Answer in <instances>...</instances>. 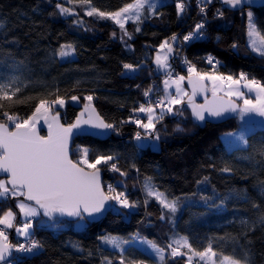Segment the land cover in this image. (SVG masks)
Returning a JSON list of instances; mask_svg holds the SVG:
<instances>
[{"label": "trees", "instance_id": "obj_1", "mask_svg": "<svg viewBox=\"0 0 264 264\" xmlns=\"http://www.w3.org/2000/svg\"><path fill=\"white\" fill-rule=\"evenodd\" d=\"M130 2L133 0H89L86 5L82 0H0V84L8 86L10 94L19 89L11 100L0 101L4 105L0 111L24 119L32 115L40 100L53 106L52 101L60 98L68 105L55 109L53 115L59 112L68 126L90 103L106 122L116 125V130L105 142L77 139L72 158L81 159L79 154L84 149L88 150L89 161L98 156L116 157L114 162L126 175L98 165L104 189L112 196L107 188L110 184L114 194L123 192L130 203L136 204L135 208L115 207L98 223L87 220L88 227L83 231L62 229L56 223L72 222L58 214L52 219L41 215V221L34 219L37 224L31 238L41 248L17 257L15 264H105V260L114 264L124 257L128 263H158L133 241H151L165 249L163 264H187V259L169 255L168 245L180 237H187L196 251L211 244L217 264L222 256L239 259L242 264H264V126L242 122L238 117L223 125L199 127L184 103L156 123L161 143L156 152L137 147L134 138L138 126L131 122L142 116L134 109L147 103L144 92L162 74L154 65L155 53L168 41L179 54L183 37L204 20L200 7H205L211 23L204 41L184 49L191 66L199 74L211 73L204 60L211 57L220 63V75L238 79L243 72L248 79L264 84V58L252 53L247 42V12H253L264 36V8L231 11L217 0L211 4L165 0L153 16L145 12L146 17L127 24L124 30L111 18L87 15L91 8L114 13ZM178 2L185 4L183 12H178ZM57 4L70 9L71 14H61ZM218 9L223 16L217 15ZM124 31L131 34V39ZM69 44L75 48L76 58L61 61V46ZM126 63L139 67L130 73L123 67ZM183 74L188 78V69ZM73 96L77 97L75 103L71 102ZM87 96L93 99L89 102ZM0 122L9 123L2 115ZM245 128L252 129L246 148L230 150L223 141L224 134ZM225 168L230 171H222ZM148 177L169 200L179 198L174 216L155 197L147 195L144 185ZM16 200L9 196L0 207V216L8 210L17 216L14 228L6 229L12 245L25 241L15 235L21 223ZM55 218L57 222L53 223ZM106 236L122 242L124 253L104 243L102 238ZM180 250L192 255L186 247ZM192 261L201 264L199 257Z\"/></svg>", "mask_w": 264, "mask_h": 264}, {"label": "snow or ice", "instance_id": "obj_2", "mask_svg": "<svg viewBox=\"0 0 264 264\" xmlns=\"http://www.w3.org/2000/svg\"><path fill=\"white\" fill-rule=\"evenodd\" d=\"M84 4H89V0H82ZM201 0H198L200 3ZM205 4H211L213 0H203ZM253 0H221V3L229 6L233 9H241L246 5H250ZM260 4L264 7V0H260ZM145 5H148L150 9H155L156 4L150 3V0H133V2L127 3L124 7L120 8L114 13L98 12L97 9L91 8L87 12V15L92 16L98 14L100 17L111 18L116 24L119 25L121 30L125 29V22L127 20L139 21L142 15V10ZM61 14H71V10L62 7L57 4ZM178 12H183L185 4L178 2L176 4ZM200 12L205 13V7H200ZM217 15L223 16V12L217 10ZM248 20V36L253 39L250 44V48L258 56L264 58V36H261L259 30L256 27L253 12H247ZM204 28L203 23H198L195 30L188 35L184 36L185 41L194 37L198 38L201 35V30ZM140 29L137 28L136 31ZM115 35V33H113ZM124 35L131 39V34L124 31ZM174 41L176 36L171 37ZM235 48L236 45H233ZM161 49H167L172 52V46L165 41L160 45ZM75 52V48L72 45H63L58 55L68 57ZM168 57L165 55L161 57L157 55L156 64L158 67H168L166 64ZM211 57L209 62L211 63ZM124 69L130 73L137 71L139 65L124 64ZM188 83L192 87V94L188 96V93L181 88V82L185 80L184 76H178L172 83L176 85V95L172 96L168 94V88L170 87L169 81H164L165 97L162 100H158L157 106L161 107V111L157 116L155 109L149 104L148 107L141 104L138 111L141 113H147V123L142 122L140 119H132L131 122L135 123L138 128L144 129L145 135L142 136L138 131L135 134V139L141 141L151 137L155 141H159L160 135L156 130V123L162 120L165 115V109L163 108L164 101L167 100L169 107H167V113H172L173 108L171 105H178L182 103L183 97L188 96V104L192 109V116L195 121L203 122L206 119L205 113L208 117L223 118L228 113H236L241 120L245 117L259 116L264 118V84H261L256 79H248L247 75L243 72L240 73L238 79H233L229 76H213V75H200L196 74V78L193 77L195 73L194 66L188 68ZM170 75V74H169ZM205 80L212 82V100L205 101L204 104H195L193 97L198 92L207 91V87L204 83ZM241 81H246L243 84V88H246L249 93L255 92V98H247L245 93L241 91ZM219 82V84L217 83ZM227 84L226 96L228 100H224L217 96L218 90H222L223 85ZM16 89L11 94L8 91V86L0 84V101L11 100L12 97L18 92ZM152 89H148L144 92V96L148 97ZM232 97L241 99L242 104H237ZM73 101L77 100L76 96L71 97ZM89 102L93 99L92 96L85 97ZM52 104L63 107L65 101L57 98L52 101ZM4 107L0 104V110ZM85 111L88 114L87 119H84L85 112H81L76 118V122L69 124L65 127L60 123L59 112L55 115H49L51 112V105L45 101L40 100L36 105L35 111L27 118L21 119L17 115H10L8 111H0L2 115L9 123H0V173L7 174V180L0 179V198H7L9 196L18 197L24 196L26 200L33 201L36 206L33 207L30 204L24 202H18L17 207L25 217H34L40 214L38 209L43 210V215L52 219L54 214L60 216L80 217L83 219V214H87L89 217L94 214L102 213L105 210V204L109 200H116L120 205L125 208H135V203H130L125 197L124 193H118L117 195H106L101 185L100 168L97 165L109 166L111 171L119 172L121 176H125V172L117 167L114 162L116 157L112 155L98 156L93 161H89L87 150H83V157L79 160L73 161L69 156V138L73 134V130L83 131L82 125H87L92 129H97L96 134H104L109 130H116V125L106 122L91 104L85 105ZM176 114L183 115L182 112L177 111ZM43 120L47 125L48 134L42 136L39 134L37 125ZM129 121H123L122 123H128ZM11 125V128H10ZM178 131L182 129L177 127ZM225 138H234L235 142L240 144H247V139L243 132L240 133H225ZM233 140H227L231 146ZM143 148L144 145H138ZM112 162V163H109ZM81 165H86L90 171H86ZM222 171H230L225 168ZM10 185V187H9ZM108 192H114L115 189L112 185H108ZM144 190L149 197H155L159 201L162 208L167 209L173 216L178 211L179 198L169 200L164 193L158 192L151 184V178H146ZM255 206V205H254ZM164 219L162 215L160 217ZM14 219V213L11 210L4 212L3 216H0V225L5 228L13 227L12 221ZM30 223H25L23 228H18L17 232L25 236L29 235ZM104 243L111 244L114 248H119L120 243L116 237H103ZM155 255L159 258L161 264L165 261V249L158 247L155 243L147 242ZM175 245V246H173ZM181 247L188 248L192 255L188 256V264H191L193 257H199L201 261H205V264H216V260L213 258L217 256V253L213 250L211 244L203 251H196L192 249L188 242L187 237H180L173 241V244H169L168 248L171 250L169 255L172 258L177 256L187 255L182 252ZM41 245L38 242H31L28 246L12 245L8 243V236L5 234L3 228H0V264H11L9 257L12 256V250L16 252L32 254L38 251ZM105 264H111V261L105 260ZM120 264H125L123 258H121ZM129 264H136L135 261L129 262ZM219 264H242L241 260L235 259L230 256H222ZM245 264L247 262L245 261Z\"/></svg>", "mask_w": 264, "mask_h": 264}, {"label": "rangeland", "instance_id": "obj_3", "mask_svg": "<svg viewBox=\"0 0 264 264\" xmlns=\"http://www.w3.org/2000/svg\"><path fill=\"white\" fill-rule=\"evenodd\" d=\"M201 1H203V0H201ZM164 2H165V0H150V3H155L156 4V8L155 9H150L149 7H148V5H145V7H144V9L142 10V15H141V17H140V20L139 21H136V20H127L126 22H125V26L127 25V24H130V23H133V22H140L142 19H143V17H146V13H149L150 15H154V13L161 7V6H163L164 5ZM146 12V13H145ZM205 12H206V10H205ZM66 16H68V15H70V14H65ZM204 17V20L203 21H201V22H205L206 20H208V13H207V16H205L204 14H202ZM200 22V23H201ZM256 24V23H255ZM256 27H257V24H256ZM258 29V28H257ZM206 30H207V28L204 30V28L201 30V34H204L205 36V39H206V37H207V33H206ZM260 32V31H259ZM261 34V33H260ZM262 36V35H261ZM204 38L203 39H201L200 38V36H199V38H198V42H202V41H204L205 40ZM253 39H256L257 40V42H258V38H256V37H253V38H250L249 36H248V40H247V42H248V45H249V48H250V44H251V41L253 40ZM198 42H196V43H198ZM169 43V42H168ZM194 44V43H193ZM190 46V45H189ZM179 49H180V46H179ZM250 50H251V48H250ZM251 52L252 53H255V52H253L252 50H251ZM256 54V53H255ZM157 55H160L161 57H164L165 55L168 57V59H167V61H166V64L168 65V67H166V68H164V67H158L157 66V64H156V57H157ZM177 56V58H176V60L172 63L171 61H172V59H173V56H172V53L170 52H168L167 51V49L165 48V49H159L156 53H155V55H154V57H155V60H154V65L156 66V68H158V71H161V72H163V73H167L168 71H172V65L175 63V62H177L178 61V59L179 58H181L180 56H179V54L178 55H176ZM76 58V53L74 52L72 55H70V56H68V57H63V58H61L60 57V59H61V61H69L70 59H75ZM186 58V57H185ZM206 58V57H205ZM204 58V60H205V62H208L207 60H209V58H206L205 59ZM212 63H211V65L213 66V67H211L212 68V71H211V73H200V75H204V74H207V75H213V76H220V74H219V69H220V67H221V65H220V63L217 61V59H214V60H212L211 61ZM208 65V64H207ZM210 67V66H209ZM179 71V73H177L176 72V74H177V76H176V78H178V76H184L185 77V80L183 81V82H181V88L185 91V92H187L188 93V96H190V90H189V88H187V85H186V82H187V77L183 74V71H182V69H180V70H178ZM196 74H197V71H196V69H195V73H193V75H195L196 76ZM199 74V73H198ZM222 75V74H221ZM233 79H236V78H234L233 77ZM169 81V84H170V87L168 88V94H170V95H172V96H175L176 95V85L175 84H173L172 83V81L171 80H168ZM246 81H241V91H243L244 93H245V95H246V97L247 98H250V99H254L255 98V92H251V93H249L248 92V90L246 89V88H242V85L245 83ZM205 83L208 85V87H210L209 88V90H210V92H212L211 91V89H212V82L211 81H208V80H205ZM218 84H219V82H217ZM245 89V90H244ZM163 90H164V93H163ZM163 90H162V93H163V95L161 94V96H160V100H162V99H164V97H165V86L163 85ZM8 91H10V90H8ZM226 91H227V84H224L223 85V88H222V90H218V92H217V96H224V97H227V98H229L228 96H226L225 95V93H226ZM188 96H184L183 97V100H182V103L181 104H178V105H171V107L173 108V112L172 113H167V111H166V109H167V107H169V105H168V103H167V100H165L164 101V105H163V108L165 109V115H169V114H173V113H175V109H176V107H179L180 105H182V104H184V103H186V101L188 100ZM231 99H234V100H236L237 102L239 101L240 102V104H242L243 103V101L241 100V99H237L236 97H232ZM65 101V104H64V106L63 107H60L59 105H56V104H53V106H51V112L49 113V115L51 116V115H53V112H55L56 110L55 109H61V108H66L67 107V105H68V101L67 100H64ZM71 102L72 103H75L76 102V100L75 101H73V100H71ZM155 109V114L158 116L159 115V113H160V111H161V107L160 106H158V108H154ZM141 113V112H140ZM141 115L143 116V117H146L147 116V113H141ZM164 115V116H165ZM240 118V117H239ZM241 120V119H240ZM247 120H250V121H247ZM242 122H250V123H259L260 125H262V126H264V118H262V117H259V116H253V117H251V118H249V117H245L244 118V120H241ZM145 122L147 123V117H146V119H145ZM37 129L38 130H42V133L44 134V133H48V129H47V125L46 124H44V121L43 120H41L40 122H39V124L37 125ZM46 130V131H45ZM252 129H243V130H241V131H237V132H235V133H240V132H243L244 133V135H245V137H246V139H247V136L250 134V131H251ZM145 135V131H143V136ZM227 140H233L234 141V138H225V134H224V136H223V141H225V143H226V145L228 146V148L230 149V150H235L236 148H246V146H247V144H248V140H247V144L245 145V144H240L239 142H233V144L230 146L229 145V143L227 142ZM136 144H137V147H138V145H144V147L143 148H141V147H138L139 149H149V148H151L153 151H156V152H158V151H160V149H161V143H159V141H155V140H153L151 137H148V138H146V139H142L141 141H137L136 140ZM85 150V149H84ZM78 153V152H77ZM87 153H88V150H87ZM83 151L82 152H80V154H79V156L82 158L83 157ZM102 165V164H101ZM84 168H86V169H88L87 168V166L86 165H82ZM97 167H98V165H97ZM88 170H90V169H88ZM113 195H117V194H114V192H113ZM23 197L24 196H18V197H14V198H17V200H16V202H15V204L17 205L18 204V202H24V203H26L24 200H23ZM8 199V197L7 198H0V207H1V203H3L4 201H6ZM116 200H111V205H112V208H111V210H112V212H114L115 210V207H114V205L116 204ZM118 203V202H117ZM26 204H28V203H26ZM33 207H35L34 205H33ZM17 209H18V211H19V213L21 214V223H19L18 224V226H17V228H15V235L17 236V238H19V239H21V240H25V241H29V240H31V238L33 237V234H34V231H35V228H36V224H37V222L35 221L34 222V219L35 220H39V221H41L40 219H41V215H42V213H40L39 215H37V216H34V217H25L24 215H23V213H21L20 212V209L17 207ZM39 211V210H38ZM40 212V211H39ZM14 213V212H13ZM15 216H16V214H14ZM16 218H17V216H16ZM14 222L12 223L13 224V227H11V228H5L3 225H1V228H3V230H4V232H5V234L7 233L5 230L7 229H9V230H12L13 228H14V224L16 223V220H13ZM55 222H57V219L55 218V219H53V223H55ZM25 223H30L31 224V227L29 228V235H27V236H25V235H23V234H20V233H18L17 232V229L18 228H23V226H24V224ZM40 226H42V224L41 223H38ZM56 224H59L58 226H60L62 229H66V228H71V229H73V230H75V231H83V230H85L87 227H88V224H89V222H87V220L83 217V219H78V220H76V222H74V223H70V224H60V223H56ZM55 227V226H54ZM60 227H55V230H59L60 229ZM6 235H8V234H6ZM133 244L135 245V247L136 248H138V249H140L142 252H143V249L145 250V252H147L152 258H154L155 260H156V262H158V263H154V264H161V262H160V260H159V258L155 255V252L153 251V249L151 248V246L149 245V244H143V242L142 243H140V242H135V241H133ZM111 248L114 250V251H118L119 250V252L120 253H124L123 251H124V244L121 242L120 243V247L119 248H114L112 245H111ZM169 251H171L170 249H169ZM182 251V250H181ZM183 252V251H182ZM25 254V253H24ZM164 255H166V251L164 252ZM188 256L189 255H183V256H177V257H175V258H177V259H187V261H188ZM125 258V257H124ZM123 258V259H124ZM175 258H173V259H175ZM120 261L121 260H118L117 262H115L114 264H120ZM124 261H125V264H129L128 262H126V260L124 259ZM201 264H205V261H201L200 262ZM136 264H149V263H136ZM188 264V263H187ZM191 264H193V261H191ZM217 264V263H216Z\"/></svg>", "mask_w": 264, "mask_h": 264}, {"label": "water", "instance_id": "obj_4", "mask_svg": "<svg viewBox=\"0 0 264 264\" xmlns=\"http://www.w3.org/2000/svg\"><path fill=\"white\" fill-rule=\"evenodd\" d=\"M221 3V0H217ZM222 4V3H221ZM224 5V4H222ZM228 10H231V11H240L241 9L237 8V9H233L229 6H226L224 5ZM264 7L261 6L260 4V0H253V2L250 4V5H246L243 7V10H251V9H262ZM172 46V45H171ZM172 56H173V59H172V63L176 60L177 56H176V52L174 50V46H172ZM194 78H196L195 75H193ZM205 83V81H204ZM186 85H187V88H189L190 90V96L192 94V87L189 85L188 83V79H187V82H186ZM206 87H207V84L205 83ZM207 91L205 92H198L197 95H195L193 97V101L195 104H204L206 99L207 100H212L213 97H212V92H210L209 88L207 87ZM218 97H221V96H218ZM221 98H223L224 100H228L229 98L227 97H224L222 96ZM234 100V99H233ZM237 104H239L236 100H234ZM186 107L188 108V110H190L191 112V115H192V109H191V106L188 104V100L186 101L185 103ZM93 108L96 110V108L93 106ZM81 112H85V116H84V119H87L88 117V114L87 112L85 111V108L83 109V111ZM80 112V113H81ZM79 113V114H80ZM96 113H98V111L96 110ZM99 114V113H98ZM100 115V114H99ZM101 116V115H100ZM205 116H206V119L205 121L203 122H199V121H195L194 117L192 116V120L196 123V125H198L199 127H202V125H205V124H211V125H223L224 123H227L229 121H234V119H238L239 115L236 114V113H228L225 115V117L223 118H213V117H208L207 116V113H205ZM59 119H60V123L63 124V121H62V115H59ZM76 122V121H75ZM74 122V123H75ZM1 123V122H0ZM64 125V124H63ZM65 127H67L66 125H64ZM82 129L83 131H79V130H76L74 129L73 130V134L70 136L69 138V156L70 158L73 160L72 156H73V151H74V143L77 139H80V138H92V139H96V140H99L101 142H105L106 140H109L110 138H112L114 135H113V130H109L107 131L106 133L104 134H96L98 132L97 129H92L90 128L89 126L87 125H82ZM39 131V134L44 136L43 133H42V130H38ZM48 134V133H47ZM47 136V135H46ZM74 161V160H73ZM86 171H90L88 169L85 168ZM7 174L5 173H0V179H5L7 180ZM100 178H101V185L104 189V178H103V172L100 171ZM10 187V185H9ZM105 191V194L107 195L106 193V190L104 189ZM23 200L30 204V205H34L35 207H38L35 205V203L33 201H28L26 200L25 197H23ZM112 208V205H111V200L107 201L106 204H105V210L102 212V213H99V214H94L93 216L89 217L87 214H83V217L86 219V220H89L91 222H96L98 223L99 221L105 219L107 216H109V214L112 212L111 210ZM40 213H42L43 215V210H40ZM59 215V214H58ZM44 216V215H43ZM60 216V215H59ZM63 220H67L68 222H76V220L80 219V217H69V216H60ZM10 244V243H9ZM13 253H14V249L12 250V256L9 257V260L12 259L13 257Z\"/></svg>", "mask_w": 264, "mask_h": 264}, {"label": "built area", "instance_id": "obj_5", "mask_svg": "<svg viewBox=\"0 0 264 264\" xmlns=\"http://www.w3.org/2000/svg\"><path fill=\"white\" fill-rule=\"evenodd\" d=\"M199 9H200V8H199ZM202 14H204L205 16H207V12L202 13ZM210 21H211V19L208 18V20H206L205 22H201V23L204 24V30L207 28L208 24L211 23ZM190 33H191V32H190ZM188 34H189V33H188ZM188 34H187V35H188ZM204 36H205L204 34H201V35H200V38H201V39H203V38L205 39ZM198 38H199V37H198ZM198 38L194 37V38H192V39H190V40H187V41H185V40L183 39L182 44L179 43V45H180L179 56H180L181 58H179L178 61L175 62V63L172 65V67H173V68H172V71H168L167 73H162V74H160V75L157 76V80L154 81V82L152 83V88H151L152 91L149 93V96L146 97V99H145V101L147 102V103L145 104V107H148L149 104H151L152 107H154V108H158L156 102H157L158 100H160V96H161V94H162L161 91L163 90L164 81H165V80H171V81L176 80V79H177V78H176V76H177L176 72L179 73L178 70L182 69V71H186V70L189 68V66H191L190 62H189V61L187 60V58H185V56H184V49H185V48H188L189 45L198 42ZM205 59H206V58H205ZM206 60H207V59H206ZM212 60H214V58H212L211 61H212ZM207 61H208V62H207L208 66L213 67V66L211 65L212 62L210 63L209 60H207ZM169 74H170V75H169ZM179 74H180V73H179ZM160 93H161V94H160ZM146 117H147V116H146ZM146 117L139 116V117H137L136 119H140L142 122L146 123V122H145ZM138 131H139V132L141 133V135L143 136V131H144V129L137 128V132H138ZM134 140H136V139L134 138ZM112 195H113V192H112ZM125 197H126V196H125ZM114 207H118V208H119V207H123V206L116 202V204L114 205ZM33 241L37 242L36 239L34 238V239L29 240V241H23L22 243H19V244H16V245L18 246V245L23 244V245H25V246H28V245H29L31 242H33ZM21 255H24V253L16 252L15 249H14L13 257H12V259L10 260V261H11V264H15L17 257H19V256H21Z\"/></svg>", "mask_w": 264, "mask_h": 264}, {"label": "crops", "instance_id": "obj_6", "mask_svg": "<svg viewBox=\"0 0 264 264\" xmlns=\"http://www.w3.org/2000/svg\"><path fill=\"white\" fill-rule=\"evenodd\" d=\"M163 73V72H162ZM242 88H243V85H242ZM245 90V89H244ZM163 93H164V90H163ZM163 93H162V95H163ZM247 121H250V120H247ZM13 220H16V216L14 215V219ZM14 221H12V223H13Z\"/></svg>", "mask_w": 264, "mask_h": 264}, {"label": "flooded vegetation", "instance_id": "obj_7", "mask_svg": "<svg viewBox=\"0 0 264 264\" xmlns=\"http://www.w3.org/2000/svg\"><path fill=\"white\" fill-rule=\"evenodd\" d=\"M43 135H44V136H46L47 134H46V133H44Z\"/></svg>", "mask_w": 264, "mask_h": 264}]
</instances>
